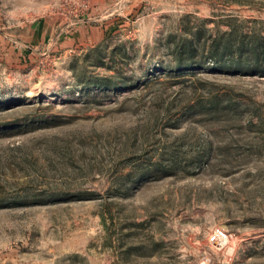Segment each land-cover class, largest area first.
<instances>
[{
	"label": "rangeland",
	"instance_id": "obj_1",
	"mask_svg": "<svg viewBox=\"0 0 264 264\" xmlns=\"http://www.w3.org/2000/svg\"><path fill=\"white\" fill-rule=\"evenodd\" d=\"M241 41L264 0H0V264H264Z\"/></svg>",
	"mask_w": 264,
	"mask_h": 264
},
{
	"label": "trees",
	"instance_id": "obj_2",
	"mask_svg": "<svg viewBox=\"0 0 264 264\" xmlns=\"http://www.w3.org/2000/svg\"><path fill=\"white\" fill-rule=\"evenodd\" d=\"M263 48L259 43L252 42L251 44H246L245 42L237 44H227L220 48H215L211 52L215 57H213L217 65H221V69L228 72H260V62L264 59ZM222 57H226L224 61L225 64H219Z\"/></svg>",
	"mask_w": 264,
	"mask_h": 264
}]
</instances>
